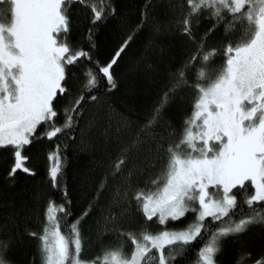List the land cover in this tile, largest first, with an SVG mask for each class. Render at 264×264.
Returning <instances> with one entry per match:
<instances>
[{
  "label": "snow or ice",
  "instance_id": "6c2138e0",
  "mask_svg": "<svg viewBox=\"0 0 264 264\" xmlns=\"http://www.w3.org/2000/svg\"><path fill=\"white\" fill-rule=\"evenodd\" d=\"M110 21L126 25L119 0H0V264H184L194 245L187 264L229 249V264H264V0H144L101 55ZM146 27L131 70L164 77L137 120L112 97ZM43 139L49 190L17 201L7 190L38 175L25 149ZM76 141L100 157L78 214L64 175ZM86 221L113 237L92 258Z\"/></svg>",
  "mask_w": 264,
  "mask_h": 264
},
{
  "label": "trees",
  "instance_id": "16d2710c",
  "mask_svg": "<svg viewBox=\"0 0 264 264\" xmlns=\"http://www.w3.org/2000/svg\"><path fill=\"white\" fill-rule=\"evenodd\" d=\"M155 2V0H154ZM144 0H119V5L124 15L126 25H121L117 21H110L107 25L102 27L96 36L97 43L101 55L106 54L111 47V43L115 35L127 32L128 28L132 25L139 23V11L143 6ZM157 14L163 15V11L160 8L156 9ZM149 28H145L142 32L135 36V39L131 43V47L128 52L125 53L121 62L116 65L115 71L119 79V88L113 93V100L117 106L122 108L125 112L129 113L137 120H143L154 102L156 101L159 88L158 85L163 82L164 66H161V70L157 74L156 82L144 78L141 74L131 70L135 64L136 57L144 47L145 42L148 39ZM173 61L175 57L172 58ZM219 62V57H217ZM189 99L186 103L188 113L191 111V94L186 93ZM183 116L179 118L182 121ZM56 141L49 142L46 139L40 140L38 143H33L30 147H26L25 154L30 156V160L27 162L29 166L35 167L38 170V175L33 176L31 179H25L26 174L20 173L18 183L14 188H9L7 191L14 196L17 201H31L33 193L36 191H48V186L45 183L46 170L49 164L47 159V152L53 148ZM78 141L69 143L66 152V162L64 164V175L66 177L68 190L72 198V211L78 214L82 210V206L85 203L82 193V186L86 183H90L91 178L97 175L93 169L96 167V159H99V153L96 154V158L92 152L83 151L78 147ZM0 172H2V165H0ZM4 189L0 188V196H3ZM244 210L247 211V205L244 206ZM95 215V214H94ZM74 218V217H73ZM191 214H188V219H191ZM188 221L181 218L178 223L170 224L169 227H180L186 224ZM71 223V220H69ZM32 226L36 229L40 228L38 220L33 218ZM85 235L88 237L86 245L82 250V257L92 258L100 249L102 243L113 240L110 234L105 233L103 237L97 235L95 227H89V222L86 221L83 225ZM66 230V229H62ZM260 232L259 226L253 229L249 235H256ZM198 245H194L189 251L188 256L185 258L184 264H187V260L193 257L195 248ZM130 243L126 247V251H130ZM33 246L28 249V257L31 258ZM232 258V251L229 249L221 255L220 259L223 264H229ZM180 264V262H178Z\"/></svg>",
  "mask_w": 264,
  "mask_h": 264
}]
</instances>
